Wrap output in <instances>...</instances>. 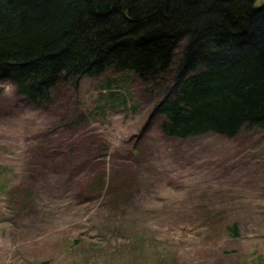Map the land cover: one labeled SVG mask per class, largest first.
<instances>
[{
    "label": "rangeland",
    "instance_id": "rangeland-1",
    "mask_svg": "<svg viewBox=\"0 0 264 264\" xmlns=\"http://www.w3.org/2000/svg\"><path fill=\"white\" fill-rule=\"evenodd\" d=\"M133 78L0 79V264H264V130L167 136Z\"/></svg>",
    "mask_w": 264,
    "mask_h": 264
},
{
    "label": "trees",
    "instance_id": "trees-1",
    "mask_svg": "<svg viewBox=\"0 0 264 264\" xmlns=\"http://www.w3.org/2000/svg\"><path fill=\"white\" fill-rule=\"evenodd\" d=\"M107 71L132 73L167 136L264 130V0H0V79L28 101Z\"/></svg>",
    "mask_w": 264,
    "mask_h": 264
}]
</instances>
